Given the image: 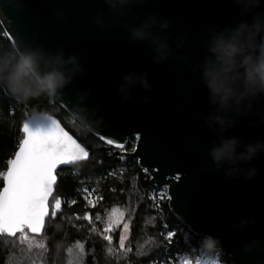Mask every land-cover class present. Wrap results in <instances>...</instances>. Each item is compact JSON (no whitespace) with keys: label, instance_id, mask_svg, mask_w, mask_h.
I'll return each mask as SVG.
<instances>
[{"label":"water","instance_id":"1","mask_svg":"<svg viewBox=\"0 0 264 264\" xmlns=\"http://www.w3.org/2000/svg\"><path fill=\"white\" fill-rule=\"evenodd\" d=\"M58 12L63 14L58 16ZM100 14L111 23L104 0H0V22L15 48L55 50L62 46L67 53L80 56L86 73L54 99L104 143L112 138L124 145L106 143L109 146L126 150L139 134L140 140L135 139L134 150L127 154L139 161L153 185L167 189L172 213L193 233L218 237L220 252L234 264H264V154L243 165L259 170L252 180L244 176L228 180L223 170L215 171L208 153L218 138L204 123L211 111L208 90L199 75L177 58L188 55L193 65L201 62L209 24L223 28L251 18L241 17L232 0H148L107 31L94 24ZM150 14L171 21L168 31L173 49L178 37L187 38L186 46L166 64L153 63L151 47L142 41L130 42L125 27ZM145 69L152 90L134 88L132 98L123 102L118 82L128 73ZM46 116L81 144L53 115L35 113L24 123L34 134H48L52 121ZM259 120L254 111L226 135L245 144L264 140V124L250 123ZM85 150L89 160L92 153ZM65 167L69 166L58 165L57 180L58 171ZM252 215L257 218L255 225L239 226L241 219ZM254 240L261 241V246L245 252L244 247Z\"/></svg>","mask_w":264,"mask_h":264},{"label":"trees","instance_id":"2","mask_svg":"<svg viewBox=\"0 0 264 264\" xmlns=\"http://www.w3.org/2000/svg\"><path fill=\"white\" fill-rule=\"evenodd\" d=\"M5 33L0 22V51L15 49ZM35 113L58 118L92 156L58 171L53 195L62 202L61 212L45 229L49 251H30L19 236L0 234V264H174L181 256L196 264L202 254H210L202 246L205 236L193 233L172 213L168 196L160 195L161 189L151 183L139 161L127 154L134 150L135 139L123 151L107 145L53 97L21 103L7 88L0 87V191L7 160L13 159L24 138L23 123ZM52 203L50 198V208ZM120 213L121 221L106 232L110 219ZM124 224L128 225L126 237ZM169 233L173 235L169 237ZM105 236H111V242ZM216 253L221 264H234L220 251Z\"/></svg>","mask_w":264,"mask_h":264},{"label":"clouds","instance_id":"3","mask_svg":"<svg viewBox=\"0 0 264 264\" xmlns=\"http://www.w3.org/2000/svg\"><path fill=\"white\" fill-rule=\"evenodd\" d=\"M148 0H104L111 12V23L104 14L98 15L94 24L104 31L119 22L120 17L130 13L133 7L143 6ZM239 9L241 19L234 26L220 28L215 24L207 27L208 38L204 41L205 53L201 62L193 65L188 55L177 58L184 61L193 73L199 75L208 90L207 103L211 111L204 123L215 132L217 141L209 149V158L215 171L222 170L228 180L244 176L248 180L259 175L255 167H244L259 155L264 154V140L245 144L240 138L227 136L241 118L254 111L260 120L252 121L253 126L264 124V0H232ZM58 12L57 15H62ZM130 42H146L154 55L153 63L166 64L170 58L187 44V38L176 39L175 49L170 44L172 23L156 14L145 16L139 23H127ZM86 69L77 54H69L61 46L55 50L27 46L23 49L0 51V87L19 102L26 103L40 96L56 97ZM148 71L131 72L118 82L117 91L126 102L132 98L134 88L146 92L152 90ZM147 101L148 97L145 96ZM103 120V117H100ZM257 218L252 215L241 219L239 226L255 225ZM262 242L254 240L244 247L245 252L259 248ZM218 237L206 236L202 246L210 254L221 250Z\"/></svg>","mask_w":264,"mask_h":264},{"label":"snow or ice","instance_id":"4","mask_svg":"<svg viewBox=\"0 0 264 264\" xmlns=\"http://www.w3.org/2000/svg\"><path fill=\"white\" fill-rule=\"evenodd\" d=\"M46 117L52 121V128L48 134H34L28 124L24 123L25 138L20 143L19 151L15 153V159L7 160V171L2 174L5 186L0 192V234L10 238L19 236L20 243L27 245L30 251L39 249L42 253L49 251V237L45 234V229L52 226L61 212L62 202L53 195V188L57 183L55 174L57 167L71 166L87 160L89 156L85 148L60 127L58 121L50 116ZM135 139L140 140V135L136 134ZM106 143L115 144L119 148L124 147L123 144H116L112 138L106 139ZM50 198L53 202L51 208ZM122 217L123 213H120L114 219H110L109 228L105 231L118 224ZM85 219L91 221L92 217L86 215ZM123 227L125 230L128 229L127 224ZM172 235L169 233V237ZM104 239L111 242V236H105ZM123 241L124 238L121 237L122 249ZM79 251L83 253L82 245ZM196 264H200L199 260Z\"/></svg>","mask_w":264,"mask_h":264},{"label":"rangeland","instance_id":"5","mask_svg":"<svg viewBox=\"0 0 264 264\" xmlns=\"http://www.w3.org/2000/svg\"><path fill=\"white\" fill-rule=\"evenodd\" d=\"M160 189H161L159 191L160 195L168 196L166 188H160ZM87 195L91 200V194H87ZM127 235H128V229L127 230L124 229V236L126 237ZM197 260H199L200 264H221V259L218 253L208 254V255L202 254ZM186 262L187 264H193V261L186 256H181L179 260L174 264H186ZM169 264H173V263H169Z\"/></svg>","mask_w":264,"mask_h":264},{"label":"built area","instance_id":"6","mask_svg":"<svg viewBox=\"0 0 264 264\" xmlns=\"http://www.w3.org/2000/svg\"><path fill=\"white\" fill-rule=\"evenodd\" d=\"M75 119V118H74Z\"/></svg>","mask_w":264,"mask_h":264}]
</instances>
